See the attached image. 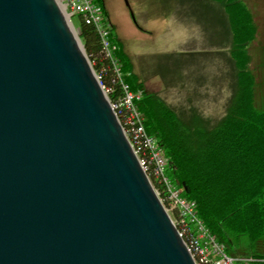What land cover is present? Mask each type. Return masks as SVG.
<instances>
[{"label": "water", "instance_id": "water-1", "mask_svg": "<svg viewBox=\"0 0 264 264\" xmlns=\"http://www.w3.org/2000/svg\"><path fill=\"white\" fill-rule=\"evenodd\" d=\"M0 264H194L57 0H0Z\"/></svg>", "mask_w": 264, "mask_h": 264}, {"label": "trees", "instance_id": "trees-1", "mask_svg": "<svg viewBox=\"0 0 264 264\" xmlns=\"http://www.w3.org/2000/svg\"><path fill=\"white\" fill-rule=\"evenodd\" d=\"M223 2L231 32V56L236 72V91L225 116L213 127L184 126L165 101L147 91L131 62L114 40L112 25L102 0H96L109 24V39L116 46L124 82L139 91L137 108L144 130L155 137L167 159L166 173L182 187V194L194 203L195 211L228 254L232 237L245 234L255 242L264 233V111L254 106L255 73L248 44L256 34L252 13L242 0ZM78 19L76 33L92 68L101 70V83L110 91L109 100L119 93L118 82L99 54L96 32ZM249 264H264V256Z\"/></svg>", "mask_w": 264, "mask_h": 264}, {"label": "rangeland", "instance_id": "rangeland-1", "mask_svg": "<svg viewBox=\"0 0 264 264\" xmlns=\"http://www.w3.org/2000/svg\"><path fill=\"white\" fill-rule=\"evenodd\" d=\"M242 1L257 27L248 52L256 71L254 106L264 111V0ZM126 3L104 0L113 38L126 51L131 67L144 78V88L165 101L182 125L213 127L226 115L236 88L235 70L228 55L231 42L223 2L126 0ZM70 19L76 33L78 19L76 16ZM191 79L193 89L199 88L198 93H203L207 102L196 114L187 112ZM216 99L220 110L211 112ZM231 242L228 255L243 264L264 256V233L255 242L249 241L245 234H237Z\"/></svg>", "mask_w": 264, "mask_h": 264}, {"label": "built area", "instance_id": "built-area-1", "mask_svg": "<svg viewBox=\"0 0 264 264\" xmlns=\"http://www.w3.org/2000/svg\"><path fill=\"white\" fill-rule=\"evenodd\" d=\"M96 0H57L64 16L83 20L91 25L97 34L100 56L108 61V68L118 82L119 93L109 100V89L101 83V70L95 71L98 84L103 89L108 103L116 117L121 131L137 162L149 179L151 187L169 216L187 252L194 264H243L235 256L224 251L222 243L217 242L212 233L205 227L195 211L194 203L187 200L182 187L171 181L166 173L167 159L163 156L157 140L148 134L143 127V116L137 108L140 99L139 91H132L122 79L121 62L116 55L117 46L109 39V24L103 18ZM74 28V27H73ZM87 57V56H86ZM88 59V58H87ZM89 61V60H88ZM90 65L94 62L89 61ZM251 261V259H248Z\"/></svg>", "mask_w": 264, "mask_h": 264}, {"label": "crops", "instance_id": "crops-1", "mask_svg": "<svg viewBox=\"0 0 264 264\" xmlns=\"http://www.w3.org/2000/svg\"><path fill=\"white\" fill-rule=\"evenodd\" d=\"M218 1V0H217ZM222 9H223V13H224V8H223V5H222ZM225 14V13H224ZM225 21H226V28H227V30H228V35H229V40H230V42H231V32H230V28H229V25H228V20H227V15L225 14ZM257 31V30H256ZM119 41V40H118ZM231 44H232V42H231ZM231 46V45H230ZM121 49H122V52L124 53V55L126 54V51L121 47ZM230 49V48H229ZM229 49H228V55H229ZM230 56V55H229ZM231 57V56H230ZM232 59V58H231ZM232 63H233V67H234V62H233V60H232ZM187 64V63H186ZM234 70H235V67H234ZM132 71L135 73V74H137L136 72H135V70L132 68ZM236 70H235V85H236ZM138 75V77L140 76L139 74H137ZM139 79L141 80V81H144V78H140L139 77ZM190 80V79H189ZM198 80V79H197ZM255 81H256V79H255ZM193 84H192V79H191V81H190V87H191V89H190V99L188 100L189 101V105H188V108H187V112L189 113V114H196L197 113V109L198 108H201V109H204V107H206L207 106V102H206V100H205V95L202 93L201 95H200V93H198V90H199V88H197V89H193V86H192ZM144 87V86H143ZM236 88H237V85H236ZM236 88H235V91H236ZM235 91H234V93H233V95H232V97H231V99L233 98V96H234V94H235ZM233 100V99H232ZM231 100V101H232ZM231 101L229 102V104L231 103ZM219 100L218 99H216V101H214L213 102V104L211 105L212 106V108H211V112H214V111H218V110H220V106H219ZM229 104H228V106H229ZM228 108V107H227ZM173 110V109H172ZM226 111H227V109H226ZM198 126V125H197ZM201 127V126H200Z\"/></svg>", "mask_w": 264, "mask_h": 264}, {"label": "flooded vegetation", "instance_id": "flooded-vegetation-1", "mask_svg": "<svg viewBox=\"0 0 264 264\" xmlns=\"http://www.w3.org/2000/svg\"><path fill=\"white\" fill-rule=\"evenodd\" d=\"M102 4H103V6H104V8H105V4H104V0H102ZM106 10V9H105ZM107 18H108V15H107ZM110 21V20H109ZM111 23V22H110ZM112 25V24H111Z\"/></svg>", "mask_w": 264, "mask_h": 264}]
</instances>
